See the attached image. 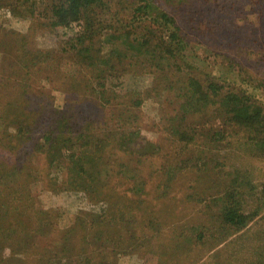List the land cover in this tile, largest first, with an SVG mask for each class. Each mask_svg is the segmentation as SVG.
<instances>
[{
    "label": "rangeland",
    "instance_id": "1",
    "mask_svg": "<svg viewBox=\"0 0 264 264\" xmlns=\"http://www.w3.org/2000/svg\"><path fill=\"white\" fill-rule=\"evenodd\" d=\"M60 1L0 0V264H264V152L220 95L181 93L228 76L264 110V0H100L68 25Z\"/></svg>",
    "mask_w": 264,
    "mask_h": 264
},
{
    "label": "trees",
    "instance_id": "2",
    "mask_svg": "<svg viewBox=\"0 0 264 264\" xmlns=\"http://www.w3.org/2000/svg\"><path fill=\"white\" fill-rule=\"evenodd\" d=\"M98 1L100 0H61L54 6L55 23L59 25H68L72 21H79L82 19L85 20V13L90 11ZM157 14L158 17H162L165 23L170 22L173 25L175 24L174 18L169 17L166 11L156 12V15ZM86 21V23L89 25V29L94 28L92 22H89L88 20ZM168 37L175 39L178 37V35L176 32H172ZM162 42L163 43H160L159 45L164 46V49L154 48L153 51H155L150 55V57H148L150 60H156L157 58L166 60L167 58L169 61L170 58L174 57V43L171 41L167 42V40H162ZM175 44L179 46L181 44V38H178ZM157 50H161L159 51V55L156 52ZM167 55H169V58ZM113 58L115 59V57ZM110 59L112 60L110 65H114V59ZM194 79L196 78L187 76L185 80V85L189 84L187 85V87L189 86V90L185 87L182 88L181 93L183 95V107L185 108L187 106H194L192 109H195L197 108L198 104H195L197 101H194V99L205 100L211 97V100H215L216 95H220L221 98L219 100L221 101V105L225 110V112L222 114L228 115L236 126L243 129V132L248 133V144L254 150L264 152V110L258 103L255 102L254 99H252L253 97L251 94H249L250 92L246 89H243L242 87L236 86L235 82L233 80H229L228 76H226V78L220 79H211L207 77V79L204 81ZM225 81L229 84L228 88L225 86ZM193 84L195 89H192L191 92L190 85ZM195 94H197L196 97ZM2 132L7 134L6 129H2ZM129 152L131 153L133 150H129ZM132 157L134 156L131 153L129 158ZM78 163L81 164V162ZM81 169L83 174L76 178L77 180L74 181V185H76L78 189H90L92 187H89L90 183L96 184V180L101 175L102 168L99 167L98 164H89L86 165V167L82 166ZM69 178V181L71 182L73 180V176L70 174ZM242 179L243 177L241 175H237L234 182L239 183ZM237 185L239 186V184ZM92 189L94 192L91 191L90 193L94 195V198H98L99 190H95L94 187H92ZM234 189L236 188H229L225 191L220 210V219L222 220L224 226H226L227 229H230L231 231L241 229V227H244L246 222L250 219V213L245 211L244 204L241 200L242 193L239 192L235 194Z\"/></svg>",
    "mask_w": 264,
    "mask_h": 264
}]
</instances>
